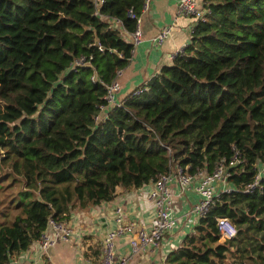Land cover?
<instances>
[{
	"label": "trees",
	"instance_id": "obj_1",
	"mask_svg": "<svg viewBox=\"0 0 264 264\" xmlns=\"http://www.w3.org/2000/svg\"><path fill=\"white\" fill-rule=\"evenodd\" d=\"M145 2L0 0V264L51 216L220 164L234 189L163 264H264V179L245 191L264 161V0H206L172 64L99 120L135 48L112 22L132 33ZM218 217L236 235L222 241Z\"/></svg>",
	"mask_w": 264,
	"mask_h": 264
},
{
	"label": "crops",
	"instance_id": "obj_2",
	"mask_svg": "<svg viewBox=\"0 0 264 264\" xmlns=\"http://www.w3.org/2000/svg\"><path fill=\"white\" fill-rule=\"evenodd\" d=\"M179 1L150 0L148 7H143L140 15L143 40L135 45L129 65L119 75L121 86L116 93L119 100L160 72L163 66L172 64L173 54L189 41L195 21L192 16L179 14ZM197 3L203 5V0H197ZM112 25L131 41L130 32L118 19H114ZM167 25H172L171 36L162 44L154 42V35ZM151 186L152 182L140 188L118 186L113 199L86 209H76L67 221L75 232L71 241L59 239L48 250L41 249L38 242L34 241L9 264H101L103 239L106 232L116 226L114 215L117 206L123 207L127 220L138 221L144 218L145 225L152 226L157 211L149 196ZM178 196V212L183 213V217L165 233L161 245L142 247L135 252L128 233L118 236L117 250L119 254L128 257L126 264H163L166 256L194 230L199 219L184 214L198 200L199 195L191 187Z\"/></svg>",
	"mask_w": 264,
	"mask_h": 264
},
{
	"label": "built area",
	"instance_id": "obj_3",
	"mask_svg": "<svg viewBox=\"0 0 264 264\" xmlns=\"http://www.w3.org/2000/svg\"><path fill=\"white\" fill-rule=\"evenodd\" d=\"M149 2L150 0H146L143 7L147 8ZM205 3L206 0H203V5ZM178 12L180 15L192 16L194 21H196L204 17L205 9L197 3V0H180ZM131 14L134 15L132 11ZM140 20V16H138V27L130 33L131 41L135 45L143 40ZM171 33L172 25H167L154 35L153 40L162 44L171 36ZM99 47L103 49L101 44H99ZM86 62L85 58H80L77 60V65ZM93 79H96V75H93ZM119 87V78L107 84L106 97L109 103L107 106L113 100L116 102V93ZM107 106L104 105L103 109ZM258 169L255 180L247 186L245 191L253 190L264 179V162H260ZM227 177L228 169L223 164L217 166L213 171L200 170L196 174L189 173L183 167L176 166L173 171L160 175L156 180L152 181L149 191V196L157 211L156 216L152 219V226L148 227L145 225L144 218L138 221L127 220L123 207L117 206L114 215L116 226L109 229L103 239L101 264H126L128 262V257L119 254L117 250V238L123 233L129 234L130 243L135 252L142 247H158L161 245L165 233L171 230L179 219L183 217V213L180 214L178 212V194L185 192L186 189L193 187L199 196L198 200L193 203L184 215L195 216L198 219L206 215L210 206L222 192L234 189L233 185L229 184ZM217 219L222 240L236 235L237 227L228 217H218ZM74 236V229L67 221L51 216L41 236L35 241L38 242L41 249L48 250L59 239L71 241Z\"/></svg>",
	"mask_w": 264,
	"mask_h": 264
},
{
	"label": "rangeland",
	"instance_id": "obj_4",
	"mask_svg": "<svg viewBox=\"0 0 264 264\" xmlns=\"http://www.w3.org/2000/svg\"><path fill=\"white\" fill-rule=\"evenodd\" d=\"M177 53L175 52V54H173V58H174V56L176 55ZM80 59V58H79ZM78 60V59H77ZM122 73V71L120 72V74ZM119 82H120V80H119ZM120 86H121V83H120ZM136 87H138V86H136ZM135 87V88H136ZM120 88V87H119ZM124 98V97H123ZM122 98V99H123ZM122 99L121 100H119L117 97H116V102H119L120 103V101H122ZM116 102H115V100H113L111 103H110V105L109 106H107V107H105L103 110H102V112L100 113V115H99V120H101L104 116H105V112L104 111H106L107 109H108V107H109V109L111 108V105L112 104H116ZM193 221V220H192Z\"/></svg>",
	"mask_w": 264,
	"mask_h": 264
}]
</instances>
